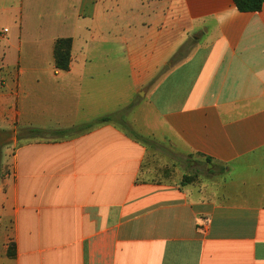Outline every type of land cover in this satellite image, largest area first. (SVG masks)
<instances>
[{
	"label": "crops",
	"instance_id": "1",
	"mask_svg": "<svg viewBox=\"0 0 264 264\" xmlns=\"http://www.w3.org/2000/svg\"><path fill=\"white\" fill-rule=\"evenodd\" d=\"M0 141V264H264V3L0 0Z\"/></svg>",
	"mask_w": 264,
	"mask_h": 264
},
{
	"label": "trees",
	"instance_id": "2",
	"mask_svg": "<svg viewBox=\"0 0 264 264\" xmlns=\"http://www.w3.org/2000/svg\"><path fill=\"white\" fill-rule=\"evenodd\" d=\"M232 2L239 12L252 13V12H258L261 9L264 3V0H232ZM70 49H71V39L70 38H60V39L55 40L54 45H53V64H54V68L56 71L65 72L69 70ZM131 107L132 105L127 107L123 111L117 113V115L120 118V120L117 121V123L124 131H126L127 134H129L137 142L152 148L154 146L153 143L136 135L124 123L123 117L129 112ZM113 117L114 116H105L90 124L75 128L74 130L78 132L85 131L87 129L93 128L96 125L110 122L112 121ZM24 133L29 135L31 138H44V135H45L42 131L32 129V128L26 129ZM56 134L59 136H64L66 135V132L60 131V132H57ZM0 158H1V153H0ZM206 163L209 164L210 163L209 160H206ZM195 178H196L195 175L194 176L184 175L182 178L181 184L182 185L189 184ZM10 249L11 247L9 248L7 255L9 257H12L13 253Z\"/></svg>",
	"mask_w": 264,
	"mask_h": 264
},
{
	"label": "rangeland",
	"instance_id": "3",
	"mask_svg": "<svg viewBox=\"0 0 264 264\" xmlns=\"http://www.w3.org/2000/svg\"><path fill=\"white\" fill-rule=\"evenodd\" d=\"M2 83V81H1ZM138 109V108H137ZM6 141V139H4ZM1 143V141H0ZM154 146L151 148L153 151H156L158 153H163L164 155H167L170 159H172L174 162H176L177 165L181 167V170L189 176L194 175H206V168L205 163L199 158H192L189 156H175L174 154H171L167 148H165L164 144H158L154 143ZM160 155V154H159ZM193 162L191 165L190 163Z\"/></svg>",
	"mask_w": 264,
	"mask_h": 264
},
{
	"label": "built area",
	"instance_id": "4",
	"mask_svg": "<svg viewBox=\"0 0 264 264\" xmlns=\"http://www.w3.org/2000/svg\"><path fill=\"white\" fill-rule=\"evenodd\" d=\"M6 32H7V30H6V29H4V30H3V33H6Z\"/></svg>",
	"mask_w": 264,
	"mask_h": 264
}]
</instances>
